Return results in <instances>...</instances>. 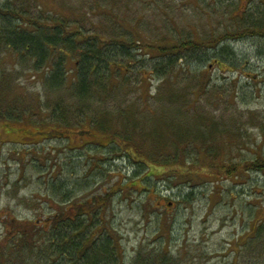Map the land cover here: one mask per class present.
Masks as SVG:
<instances>
[{
	"label": "rangeland",
	"instance_id": "1",
	"mask_svg": "<svg viewBox=\"0 0 264 264\" xmlns=\"http://www.w3.org/2000/svg\"><path fill=\"white\" fill-rule=\"evenodd\" d=\"M0 5L23 15L27 26H20L21 31L35 29L31 20L48 28L65 19L68 31L147 45L129 57L114 58L123 71L107 70L110 81L105 82V93L93 94L88 99L91 108L81 116H73L80 105L73 96L76 55L64 58L56 51L38 64L29 59V50L0 49V79L11 85L8 98L15 114L10 117L20 121L11 127L33 135L51 130L64 134L37 133L35 140H26L18 132L14 138L0 130V211L7 215L0 219V264L56 262L51 261L54 253L48 247L51 235L45 219L69 205L48 199L52 181L75 190L71 194L75 203L90 204L94 196L113 192L88 230L103 219L109 232L97 233L96 239L110 233L125 264L140 248H163L182 264H264V172L246 171L237 177L203 174L181 184V180L168 181L160 170L142 190L129 180L141 171L137 163L109 148L93 147L95 141L106 142L93 129L92 136L78 135L90 129L89 120L98 118L97 110L129 109L138 117L147 116L142 127L158 135L167 131L169 120L176 123L175 108L185 104L180 108L184 113H207L227 128L217 162L264 156V35L230 42L240 58L231 68L199 60L201 51H182L168 65L172 57L166 49L186 39L199 42L264 22V0H0ZM56 68L63 81L50 85L48 79ZM159 68L165 74L156 73ZM202 80L208 82L204 91L199 90ZM181 91L188 95L186 103L171 96ZM61 111L67 112L64 119L59 118ZM5 123L0 119V129ZM121 130L118 142L124 138ZM183 152L189 162L197 156L191 146ZM122 178L131 189L117 191ZM18 223L35 250L19 244Z\"/></svg>",
	"mask_w": 264,
	"mask_h": 264
},
{
	"label": "trees",
	"instance_id": "2",
	"mask_svg": "<svg viewBox=\"0 0 264 264\" xmlns=\"http://www.w3.org/2000/svg\"><path fill=\"white\" fill-rule=\"evenodd\" d=\"M261 22L259 21L257 24ZM33 23L34 25L37 24V26L32 32L21 31L19 29L20 26H27L25 22L23 23V15L18 11L0 5V49L2 48L5 51L15 50V52L29 50V59L36 61L38 64H43L46 57L55 55L56 51L63 53L64 58H68V56L73 54L76 55L78 58V73L73 96L76 97L74 99L80 105L75 108L77 113L73 116L85 113L86 110L91 108L92 105L91 103L89 105L88 99H91L93 94L100 96V94L105 93L107 85L105 82L110 81L108 80L110 76L108 77L105 74V70L123 71V69L118 67L119 64L114 58H123V54L129 57L131 53L136 52L135 50L141 51L139 48L147 47L146 44L138 40H135L133 44L119 39L103 41L98 39V36L84 35L80 31H68V24H65V19L61 22L56 21L55 24L49 25L48 28L31 20L30 25L34 26ZM262 23L261 26L263 27L252 23V26H244L234 31L211 35L201 39L199 42L194 39H186L174 45L172 44L166 48L172 57L168 65H171L174 59L173 56L175 57L182 51L192 53L201 51V55L197 57L201 61L210 62L212 66L234 67L238 57L231 49L230 42L254 34L264 35V25ZM158 50L163 51L164 49L159 48ZM174 61L176 60L174 59ZM110 64H113V68H111ZM208 66L210 67V64ZM160 68L156 73L160 72ZM163 74L165 73L160 72V75ZM53 78H57V81ZM48 80L50 85L54 83L56 85L61 84L63 81L61 70L56 68L55 73ZM145 80H148V78ZM199 85V90L204 91L208 87V82L202 80ZM10 91L9 80L0 79V119L6 120L5 128H1V132L14 138L15 136L13 135L18 132L20 137L24 136L26 140H35L37 133L38 135L42 134V137H44L43 135L51 134L64 135L56 130H51L48 133L37 132L35 135L23 129L15 131L11 125L20 121L16 117H10L15 114L11 110L14 106L8 98ZM171 96L179 100L184 98L183 103H186L185 99L188 95L185 91H181ZM184 107L185 104L175 108L177 112L173 113V117L176 118V123L169 120L170 123H166L167 131L158 135H155L154 132L146 131L142 127L144 122H146L144 119L147 116L138 117L131 109L121 110L117 113L97 110V113L99 112L98 118L89 120L90 129L80 130L78 135L84 136L86 134L87 136H92L89 130L93 129L106 139L105 143L100 141L93 142V147L109 148L113 154L115 153L120 157L126 156L129 160L131 159L134 163H137L136 165L138 168L140 167L141 171L135 172L134 176L136 175V177L129 180L132 181L133 185L137 183L142 190H146L148 181L159 176L156 175V172H160V170H162L163 175L167 174L168 181L173 179L174 181L181 180L183 181L181 184L190 183L194 178H203V174L213 177H237V175H242L246 171L264 172V156H256L252 160L242 162H217L222 150V140L226 139L227 128L221 126L219 121L207 113L196 112L197 115L184 113L180 110V108ZM55 114H58V112H55ZM175 114H180V116L178 117ZM65 116H67V112L61 111L59 118L64 119ZM137 118H140L139 121L141 123L137 124ZM121 127L123 128L124 138L121 140L122 142H118V129L121 130ZM2 143L0 141V144ZM34 144L23 143L22 145ZM187 146L195 148L197 152V156L190 162L183 152ZM94 165L99 168L97 162H94ZM155 165L160 168L155 167ZM157 182L158 185L164 183V181ZM124 183L123 178L118 181L117 191L123 192V190L131 189L128 182L125 185ZM50 186L48 199L52 201L57 199L56 202L58 204L67 203L69 205L61 209V211L50 214L45 219L48 224V232L51 235L48 247L53 248L52 252L54 253L52 255L54 258H51V254L48 257L51 258L52 262L56 261L52 264H57V261L59 262L58 264H125L124 259L120 258L118 245L110 233L104 234L103 238L99 240L96 239L95 235L97 233L101 231L109 232L103 224V219H100V223L95 224L93 229L88 230L90 225H92L93 216L97 215V212H100L105 207L113 192L94 196L90 204L87 202L75 203L71 201V194L75 190L66 189L67 187L64 183H57V181H52ZM71 208H74L75 212H70ZM3 217H7V215L5 212L0 211V219ZM17 225L19 244L29 246L35 250V243L27 244L29 237L25 233V229H20L22 225L19 223ZM174 260V257L164 251L163 248L156 251L154 249L140 248L129 264H182V261Z\"/></svg>",
	"mask_w": 264,
	"mask_h": 264
},
{
	"label": "bare ground",
	"instance_id": "3",
	"mask_svg": "<svg viewBox=\"0 0 264 264\" xmlns=\"http://www.w3.org/2000/svg\"><path fill=\"white\" fill-rule=\"evenodd\" d=\"M239 60H240V58L237 60V63H239ZM237 63H234V64H237ZM109 71V70H108ZM105 73H107V70H105ZM107 75V74H106ZM107 76H109V75H107ZM96 158H98V156L96 157Z\"/></svg>",
	"mask_w": 264,
	"mask_h": 264
},
{
	"label": "flooded vegetation",
	"instance_id": "4",
	"mask_svg": "<svg viewBox=\"0 0 264 264\" xmlns=\"http://www.w3.org/2000/svg\"><path fill=\"white\" fill-rule=\"evenodd\" d=\"M170 204V203H169Z\"/></svg>",
	"mask_w": 264,
	"mask_h": 264
}]
</instances>
